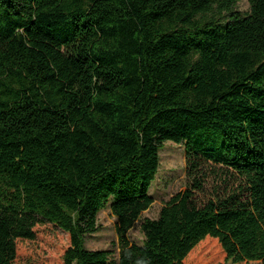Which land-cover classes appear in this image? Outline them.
<instances>
[{
    "label": "trees",
    "instance_id": "16d2710c",
    "mask_svg": "<svg viewBox=\"0 0 264 264\" xmlns=\"http://www.w3.org/2000/svg\"><path fill=\"white\" fill-rule=\"evenodd\" d=\"M238 2L0 0V264L41 224L68 235L63 264H109L85 247L107 206L117 264H186L208 240L220 259L195 264H264V0ZM165 142L190 186L133 245ZM209 167L243 187L201 202Z\"/></svg>",
    "mask_w": 264,
    "mask_h": 264
},
{
    "label": "rangeland",
    "instance_id": "374dc122",
    "mask_svg": "<svg viewBox=\"0 0 264 264\" xmlns=\"http://www.w3.org/2000/svg\"><path fill=\"white\" fill-rule=\"evenodd\" d=\"M236 11L242 14L248 13V0H239ZM208 173V178L203 185V194L197 195L201 202L214 199V197L224 198L233 192H238V187L244 185L240 179L225 170L209 167ZM189 186L190 180L187 177L184 147L172 142H165L159 150V169L149 189V196L153 201L152 206L142 213L128 232L129 243L142 246L144 242L141 230L143 221L158 219L160 210L170 199L184 192ZM115 224L116 219L107 206L97 216V232L85 238L87 250L110 253L109 264L118 262ZM33 231L35 237L32 241L18 240L16 242L14 264H63V254L69 247L68 235L50 224L37 225ZM200 257L203 262L218 261L220 253L216 242L208 240L200 244L189 256L186 264H195Z\"/></svg>",
    "mask_w": 264,
    "mask_h": 264
}]
</instances>
